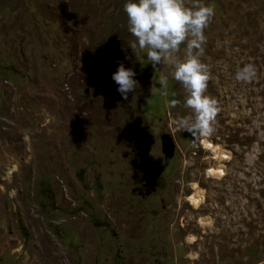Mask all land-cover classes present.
<instances>
[{"label":"rangeland","instance_id":"obj_1","mask_svg":"<svg viewBox=\"0 0 264 264\" xmlns=\"http://www.w3.org/2000/svg\"><path fill=\"white\" fill-rule=\"evenodd\" d=\"M184 2L215 10L221 111L198 140L174 68L133 54L126 0H0V264H264V0Z\"/></svg>","mask_w":264,"mask_h":264},{"label":"clouds","instance_id":"obj_2","mask_svg":"<svg viewBox=\"0 0 264 264\" xmlns=\"http://www.w3.org/2000/svg\"><path fill=\"white\" fill-rule=\"evenodd\" d=\"M123 10L128 31L136 38L129 44L133 54L138 56L147 50V59L155 70L164 64L172 66L173 79L182 84L187 93L184 106L191 109L192 115L176 121V127L189 133L194 140L210 137L216 130L214 125L221 108L214 97L206 95L213 77L209 66L200 57L204 55L203 45L206 43L204 30L215 15L214 8L200 3L186 7L184 0H126ZM182 44L186 45L183 60L178 56ZM118 65L112 79L123 100H128L129 93L139 87L134 79L136 73L125 68L123 62ZM255 76L256 68L249 63L236 73L235 78L250 83ZM160 83L166 89L167 77H162ZM179 103L172 99L168 106L175 108Z\"/></svg>","mask_w":264,"mask_h":264},{"label":"water","instance_id":"obj_3","mask_svg":"<svg viewBox=\"0 0 264 264\" xmlns=\"http://www.w3.org/2000/svg\"><path fill=\"white\" fill-rule=\"evenodd\" d=\"M174 150V145L172 144V140L170 137L167 138V143L165 145V152L172 153Z\"/></svg>","mask_w":264,"mask_h":264},{"label":"bare ground","instance_id":"obj_4","mask_svg":"<svg viewBox=\"0 0 264 264\" xmlns=\"http://www.w3.org/2000/svg\"><path fill=\"white\" fill-rule=\"evenodd\" d=\"M211 145V144H210ZM213 147H215V146H213ZM198 201V199H195V202H197Z\"/></svg>","mask_w":264,"mask_h":264}]
</instances>
